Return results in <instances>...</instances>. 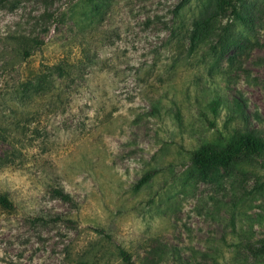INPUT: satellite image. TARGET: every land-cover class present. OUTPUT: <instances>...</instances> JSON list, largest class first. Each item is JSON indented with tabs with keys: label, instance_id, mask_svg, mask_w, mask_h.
Listing matches in <instances>:
<instances>
[{
	"label": "rangeland",
	"instance_id": "1",
	"mask_svg": "<svg viewBox=\"0 0 264 264\" xmlns=\"http://www.w3.org/2000/svg\"><path fill=\"white\" fill-rule=\"evenodd\" d=\"M179 1L0 0V264H264V155L188 161L236 130L264 141V0L237 1L244 21L226 0L193 51L202 0Z\"/></svg>",
	"mask_w": 264,
	"mask_h": 264
},
{
	"label": "trees",
	"instance_id": "2",
	"mask_svg": "<svg viewBox=\"0 0 264 264\" xmlns=\"http://www.w3.org/2000/svg\"><path fill=\"white\" fill-rule=\"evenodd\" d=\"M235 0L230 5V14L234 18H238L242 21L245 20V16L241 14V5ZM187 0H180L176 8H180ZM226 0H202L199 6L198 12L192 17L190 22V30L187 37V45H189V51L195 50L199 45L204 43L206 39L214 32L216 23L221 15L224 13V5ZM230 24L225 23L221 32L218 34L216 42L220 45L221 50L229 49L233 41L228 39V29ZM57 66V65H56ZM57 68L62 74H70L68 65H58ZM218 102L212 100L210 102L212 113L216 112V106ZM152 110H158L157 102H154ZM236 105L239 106V102L236 101ZM219 139L213 141H205L199 143L195 148L188 153V161L192 170H195L198 174L210 176L212 174V168L214 166L223 167H235L238 165L249 164L252 161L257 160L264 155V141H262L255 132L247 129L233 131L227 137H218ZM155 170L147 171L137 182L140 185L146 182ZM51 191L62 199L69 200V196L63 193L59 188L52 187ZM15 209L13 201L4 192H0V210L9 212ZM53 221H62L64 223L73 225L75 221L73 219L54 216ZM95 232L107 236L104 230L93 225ZM260 248L264 251V237L258 239ZM119 254L124 262H129L128 254L123 250H119Z\"/></svg>",
	"mask_w": 264,
	"mask_h": 264
}]
</instances>
